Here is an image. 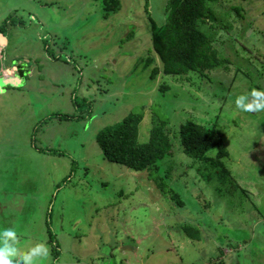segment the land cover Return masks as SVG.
I'll list each match as a JSON object with an SVG mask.
<instances>
[{"label":"rangeland","instance_id":"374dc122","mask_svg":"<svg viewBox=\"0 0 264 264\" xmlns=\"http://www.w3.org/2000/svg\"><path fill=\"white\" fill-rule=\"evenodd\" d=\"M121 3L105 18L99 0H0L8 37L0 67L14 57L28 72L21 83L0 82V224L17 226L25 243L45 242L44 264H264V111L241 112L234 103L264 89V0L210 3L215 19L202 28L229 61L190 79L164 74L154 48L153 24L165 23L167 0ZM232 6L244 7L245 18ZM155 66L161 72L152 79ZM141 108V142L168 121L173 146L158 173L172 191L151 170L110 161L97 141L101 130ZM188 119L224 134L222 168L235 183L224 195L215 189L217 168L181 145L178 130ZM184 225L198 228L200 240ZM242 230L249 242L233 247Z\"/></svg>","mask_w":264,"mask_h":264},{"label":"trees","instance_id":"16d2710c","mask_svg":"<svg viewBox=\"0 0 264 264\" xmlns=\"http://www.w3.org/2000/svg\"><path fill=\"white\" fill-rule=\"evenodd\" d=\"M99 1L102 3L105 18L121 9V0ZM218 1L167 0L165 23L161 26L154 23L152 35L155 51L159 53L163 62L162 71L164 74L178 76L179 79H190L189 75L193 73L207 76L208 70L220 66L224 61H229V59H222L218 56V52H216L217 50L214 46V37L202 28V24H208L210 19H215L214 11L209 5L212 2ZM252 2L249 3L251 4ZM232 7L230 8L237 11L241 18H245L243 13L245 12L244 7ZM0 33L5 34V30L1 28ZM153 62V58H148L146 65L149 66ZM21 70L22 75L26 77L28 73L27 68L23 65ZM160 72L161 69L155 66L152 70L151 78L155 79ZM53 116L60 117L63 120L82 118V116L70 114H54ZM143 117L144 111L142 108L140 112L130 113L118 124L107 126L101 130L97 135V141L104 155L110 161L124 165L134 171L151 170V176L154 179L161 178V188L165 192L172 191L167 186L164 177H161L158 173L160 169L158 164L169 154L173 146L170 130L166 127L168 121L161 120V123L153 128L149 140L141 142L139 140V125ZM36 131L38 130L36 129ZM178 137L185 153L195 159L206 161L209 166L217 168V177L220 182L215 186V189L218 192H223L224 195V188L228 183L235 186V183L229 178L230 174H226L222 168V159L228 156L223 132L216 127L206 126L199 123V121L196 122L188 119L180 126ZM35 139L36 135L34 134L33 140ZM33 147L43 153L68 156L66 152L58 148L39 147L35 143H33ZM211 149L217 150L215 158H209L207 155ZM152 168H155V170H152ZM71 175L72 172L62 180V183H65ZM215 177L214 172H210L207 175L208 181L212 183ZM173 192L175 191L173 190ZM172 198L180 206L184 205V201L179 197L177 192L172 194ZM183 229L191 239L200 240L201 233L198 228L184 225ZM48 232L51 241L55 243L54 251L59 252V246L53 238V231L50 226L48 227ZM224 233L226 232L222 230L218 236L222 244H225L226 241ZM241 233L244 236L241 238L234 237L236 240H231L233 247H238L240 244L244 245L249 242V233L245 235V230H242Z\"/></svg>","mask_w":264,"mask_h":264},{"label":"clouds","instance_id":"9594fccd","mask_svg":"<svg viewBox=\"0 0 264 264\" xmlns=\"http://www.w3.org/2000/svg\"><path fill=\"white\" fill-rule=\"evenodd\" d=\"M1 48L0 45V52L4 58ZM234 103L241 112H262L264 89H252L249 93L240 94ZM21 235L17 226L0 224V264H44L50 254L47 244L43 241L25 243L21 240Z\"/></svg>","mask_w":264,"mask_h":264},{"label":"crops","instance_id":"0c3cea01","mask_svg":"<svg viewBox=\"0 0 264 264\" xmlns=\"http://www.w3.org/2000/svg\"><path fill=\"white\" fill-rule=\"evenodd\" d=\"M1 37H0V45H1V49L4 51L6 48H7V44H8V41H7V38L5 34L3 33H0ZM2 38H4V41L2 40ZM13 59V62H11V58L8 59V61H10V63H8L7 66H5V63L3 64V67H0V82L2 84H4V81H9L11 79H14L16 80L18 83H21V80L23 78L24 75H22L21 73V68H23V65L22 64H17L14 65V57L12 58ZM14 66V67H12ZM4 69H7V74H4L5 71ZM10 71V74H9V71ZM4 72V73H2ZM1 74H4V76H1ZM17 83V84H18ZM2 87V86H1Z\"/></svg>","mask_w":264,"mask_h":264},{"label":"built area","instance_id":"2783aa9c","mask_svg":"<svg viewBox=\"0 0 264 264\" xmlns=\"http://www.w3.org/2000/svg\"><path fill=\"white\" fill-rule=\"evenodd\" d=\"M0 56L2 57V54H1V52H0Z\"/></svg>","mask_w":264,"mask_h":264},{"label":"water","instance_id":"95a60500","mask_svg":"<svg viewBox=\"0 0 264 264\" xmlns=\"http://www.w3.org/2000/svg\"><path fill=\"white\" fill-rule=\"evenodd\" d=\"M2 40L4 41V38H2Z\"/></svg>","mask_w":264,"mask_h":264}]
</instances>
